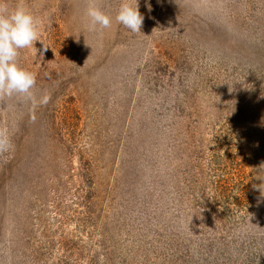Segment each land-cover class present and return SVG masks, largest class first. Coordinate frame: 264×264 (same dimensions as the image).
Here are the masks:
<instances>
[{"label":"rangeland","instance_id":"obj_1","mask_svg":"<svg viewBox=\"0 0 264 264\" xmlns=\"http://www.w3.org/2000/svg\"><path fill=\"white\" fill-rule=\"evenodd\" d=\"M23 2L51 100H0V264H264V0Z\"/></svg>","mask_w":264,"mask_h":264},{"label":"clouds","instance_id":"obj_2","mask_svg":"<svg viewBox=\"0 0 264 264\" xmlns=\"http://www.w3.org/2000/svg\"><path fill=\"white\" fill-rule=\"evenodd\" d=\"M148 9L151 11L150 4ZM86 15L90 30L111 27V16L97 4L96 0H90ZM115 19L131 32L140 33L144 16L139 11V0H121ZM42 27V19L35 16L25 6L23 0H19L14 8L9 7L7 0H0V100L5 97H19L30 102L33 113L39 107L46 106L51 100V95L45 93L39 98L36 96L33 91L36 86V74L22 67L19 57L21 50L35 48L37 41L44 44L41 39ZM229 91L231 92L232 88H229ZM32 119L35 120V115ZM11 147L9 129L5 125H0V154L10 151ZM257 178L264 180V175H258ZM258 189L264 197V183L259 185Z\"/></svg>","mask_w":264,"mask_h":264}]
</instances>
